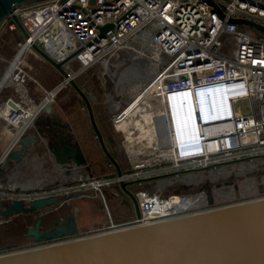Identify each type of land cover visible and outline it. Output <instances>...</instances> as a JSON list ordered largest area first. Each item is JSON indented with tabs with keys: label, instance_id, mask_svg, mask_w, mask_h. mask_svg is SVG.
I'll return each instance as SVG.
<instances>
[{
	"label": "built area",
	"instance_id": "1",
	"mask_svg": "<svg viewBox=\"0 0 264 264\" xmlns=\"http://www.w3.org/2000/svg\"><path fill=\"white\" fill-rule=\"evenodd\" d=\"M214 1L223 16L203 0H46L14 8L12 13L27 36L17 42V51L1 76H5L2 86L10 83L24 89L28 73L23 60L34 43L56 61L66 59L63 67L74 79L95 63L102 65L104 75L112 77L115 73L109 60L118 59L120 53L128 54L125 70L132 64L131 55L139 54L141 48H149L145 60L155 64H147L152 75L144 84L125 81L129 85L127 97L111 101V124L123 135L120 148L128 158L126 167L120 165V176L114 173L110 178H92L68 188L42 190L36 184L29 187L31 183L20 187L40 190L35 192H20L12 185L0 190V197L28 200L64 194L80 186L100 191L104 185L141 180L135 183L140 187L130 189L138 201L140 216L111 223L99 231L221 205L215 199L208 204L206 188L192 192L175 190L174 185L180 179L187 181L181 186L191 187L190 172L245 158L264 146V34L252 36L245 24L229 19L241 17L264 25V0ZM3 23L10 29L16 27L10 14ZM105 24L112 27L100 35L99 28ZM73 62L79 64L77 71L72 70ZM138 70L142 74L146 69L142 71L141 65ZM244 99L249 102V112L234 105V101ZM30 103L9 99L0 104V120L11 130L5 150L32 127L41 105L47 102L44 98L39 104ZM198 118L205 124L200 125ZM147 149L151 152L149 160ZM157 175L163 177L142 181ZM192 196L204 202L180 211L168 210L165 203L171 198Z\"/></svg>",
	"mask_w": 264,
	"mask_h": 264
},
{
	"label": "water",
	"instance_id": "2",
	"mask_svg": "<svg viewBox=\"0 0 264 264\" xmlns=\"http://www.w3.org/2000/svg\"><path fill=\"white\" fill-rule=\"evenodd\" d=\"M44 1L46 0H0V25L10 14L17 29L26 37V30L12 11L16 7ZM203 1L212 6L218 14L224 15L214 0ZM229 19L235 23L249 25L264 34V25L254 20L241 17ZM111 27V24L101 26L100 35ZM32 49L62 76V80L47 92L46 97H52L66 84L74 89L87 110L91 127L104 155L115 168V174L120 176V164L106 144L90 98L63 67L66 59L56 61L35 43L32 44ZM1 80L2 78L0 88L4 83H1ZM46 104L41 105L42 113L33 120V130L30 128L11 148L5 150L0 173H5L19 163L33 145L45 138V124L48 121L61 125L68 135L62 146L51 151L58 168L68 174L74 168L83 166L89 173L90 166L75 133L68 132L69 124L55 112L51 113L49 105ZM43 112L48 114L46 118ZM235 161L238 160L231 162ZM161 177L163 175L142 178V181ZM140 181L118 182V187L130 201L133 215L136 217L140 216L138 201L128 186ZM83 190L80 186L77 190L62 195L28 200L0 197V219L8 220L20 214L33 215L34 222L27 227L24 236L28 242L39 244L28 248L19 243L0 245V264H264V195L89 234H81L79 209L73 206L72 214L66 215L64 220H55L52 226L46 229L42 227V217L48 209L62 201L68 202L83 197ZM213 202L214 198L208 192V204L212 205Z\"/></svg>",
	"mask_w": 264,
	"mask_h": 264
},
{
	"label": "rangeland",
	"instance_id": "3",
	"mask_svg": "<svg viewBox=\"0 0 264 264\" xmlns=\"http://www.w3.org/2000/svg\"><path fill=\"white\" fill-rule=\"evenodd\" d=\"M246 27L252 36L261 35V32L255 28L249 25H246ZM20 39L21 33L17 27L10 29L6 23L0 25V68L3 71L7 66L8 60L12 59L15 55L17 42ZM140 51L144 53L145 57L149 54L148 47L146 49L141 48ZM128 57V54L120 53L118 59L111 58L109 60L108 65L111 71L115 73L112 77L103 74V68L100 63H95L75 77V81L90 98L105 141L106 138H115L113 147H110L107 142L106 144L123 167H126L128 164L127 154L120 148L123 135L113 128L110 117L112 112L111 101L127 97L128 95V82L118 81L119 74L121 76L123 71L133 66L132 63L128 68L123 70L124 66L130 61ZM152 62L154 63L153 60ZM23 64H25L28 80H30L27 91L29 96L34 99L44 97L48 91H51L62 80L61 75L55 68L41 57H35L31 52L25 54ZM134 64H136L134 65L136 67L142 65V71L147 66L144 62ZM79 68V64L73 62L72 70L77 71ZM134 72L131 75L133 80L129 81H134V78H138ZM140 81L142 83V78H140ZM143 89L144 86L142 87ZM7 94V90L0 92V99L4 98ZM51 101L60 118L68 121L71 125L79 145L86 155L90 166L89 173L83 166L74 168L70 174L60 171L53 161L50 148L45 145V141H41L33 145L18 165L8 171L7 174H10V176L4 178L3 181H8V184H19V186L23 183L27 184L28 180H32L30 186L40 181L38 188L43 190L44 188H53L55 186L68 188L92 178L102 179L113 176V167L104 155L91 127L87 110L74 89L69 84L65 85L55 93ZM234 105L242 112L250 111L249 102L245 99L234 101ZM8 130L6 131V138L9 133L11 134L9 127ZM30 130H33V128ZM9 144L10 140L0 142V151L7 148ZM146 155L148 156V153ZM250 155L253 157L250 158ZM235 160L238 161H223L220 162L221 164L218 163L205 169L190 172L192 175L190 177L186 175L185 178L189 177L188 182H192L193 185L191 187L182 185L185 187L182 188L180 184H186L187 181L178 179L175 182L174 188L175 190H190L192 192L194 189L196 191L200 188H206L211 197L218 200V204H227L264 195V146L255 149L245 159ZM137 187H140V185L133 184L128 186L132 191ZM34 189L21 188L20 192L40 191ZM84 189L86 190L84 194L91 197L84 196L69 200L68 202L62 201V203L54 205L42 217V227L46 229L51 227L55 220H64L66 215L72 214L73 206L79 209L81 234L94 233L106 228L107 224L111 222L113 224L120 223L132 217L133 209L130 206L129 200L126 199L127 197L116 184L104 185L100 191H96L92 186ZM33 222L34 217L32 215H15L8 220L0 219V245L14 243L27 245V243H22L24 241L23 234Z\"/></svg>",
	"mask_w": 264,
	"mask_h": 264
},
{
	"label": "crops",
	"instance_id": "4",
	"mask_svg": "<svg viewBox=\"0 0 264 264\" xmlns=\"http://www.w3.org/2000/svg\"><path fill=\"white\" fill-rule=\"evenodd\" d=\"M21 33V32H20ZM23 35L21 34V37H22ZM28 52H31L35 57H41L34 49H31V50H29ZM42 58V57H41ZM43 59V58H42ZM24 68L26 69V67H25V64H24ZM58 72V71H57ZM2 74H3V69H1L0 68V75L2 76ZM62 77V76H61ZM1 78V77H0ZM30 82V80H26L25 81V87H24V89L23 90H21L20 88H16L14 85H12V84H5L4 86H2V88L0 89V92H2L3 90H7V92H8V94L7 95H5V97L4 98H1L0 99V104L1 103H3L4 101H8L9 102V99H11V100H13V101H17V102H19V101H29V102H31L30 103V105H36V104H39L41 101H43L44 99L43 98H45V96L44 97H40V98H38V99H34L33 97H31V96H29V93H28V91H27V86H28V83ZM56 86V85H55ZM72 88V87H71ZM73 89V88H72ZM52 90V89H51ZM49 102V101H48ZM48 105H49V108H50V112L52 113V112H55L56 114H58L59 115V113L56 111V109H55V107L53 106V104H52V101H50L49 103H47ZM46 104V105H47ZM42 113V112H41ZM40 113V114H41ZM43 116L46 118L47 116H48V114H45L44 112H43ZM60 117V116H59ZM62 119V118H61ZM63 120V119H62ZM98 120V119H97ZM64 121V120H63ZM64 122H67L68 123V121H64ZM69 124V123H68ZM69 126H70V129L68 130V132H74L73 130H72V127H71V125L69 124ZM6 131H9L8 130V126L4 123V122H2L1 120H0V142H4L5 140H10V137H11V134L9 133V135L7 136V138H6ZM8 134V133H7ZM10 136V137H9ZM78 140V139H77ZM42 141H44V139L42 140ZM8 143H9V141H8ZM8 146V145H7ZM6 146V147H7ZM6 149V148H5ZM5 149H1V151H0V156L2 155V153L4 152V150ZM18 165V163L16 164V165H14L13 167H10L8 170H6V172L5 173H0V184H1V187H0V190H2V191H4V190H8V188H10L12 185H16V188L17 189H20V187L21 186H24V183L23 184H20L21 186H19V184H15V183H12V184H8L7 182L8 181H3V179L4 178H8L9 176H10V174H7L8 173V171H10L12 168H14V167H16ZM60 171H62V169L60 170ZM71 172H72V170H71ZM65 174V173H64ZM70 174V173H69ZM32 180H28V183H32L31 182ZM81 183V182H80ZM34 184H36V185H39L40 184V181H38V183L36 182V183H34ZM29 187H31V186H33V185H28ZM77 186V185H76ZM75 186V187H76ZM69 191L71 192V191H73V190H71V189H69ZM86 192V190L84 189L83 190V193H85ZM86 197L87 195H85V194H83V197ZM87 197H91V196H87ZM134 215H132V217H133ZM82 217V216H81ZM131 217V218H132ZM83 218V217H82ZM84 221V220H83ZM110 223V222H109ZM111 223H113V222H111ZM110 223V224H111ZM110 224H107V225H110ZM106 225V226H107ZM87 227V226H86ZM85 228V227H84Z\"/></svg>",
	"mask_w": 264,
	"mask_h": 264
},
{
	"label": "bare ground",
	"instance_id": "5",
	"mask_svg": "<svg viewBox=\"0 0 264 264\" xmlns=\"http://www.w3.org/2000/svg\"><path fill=\"white\" fill-rule=\"evenodd\" d=\"M21 53H22V50L18 53L17 55V59L21 56ZM150 53V52H149ZM140 54V55H139ZM139 54H136V55H131V62L133 63V66H131L130 68H128V70H125L121 73V76L119 74V79L118 81L119 82H124V81H129V80H133L132 79V73L137 70L138 73H136V71L134 72L135 76L138 77L137 79H135L134 77V81L136 82V84H141V81H140V78H142V83L143 82H146V79L148 80L149 76L152 75V70L150 68H146V70L144 72H141L138 70V67L134 66L136 64L134 63H137L139 64L140 62H144L145 65H147L148 63H150L151 61H148V60H145V56H144V53L143 52H139ZM142 59V60H141ZM153 63V62H151ZM150 63V64H151ZM143 64V63H142ZM155 64V63H153ZM135 67V68H134ZM132 69V70H131ZM134 70V71H133ZM5 77V76H4ZM4 77L2 78L1 80V83H3L4 81ZM144 84V83H143ZM129 91L131 92L132 91V88H129ZM55 95V94H54ZM53 95V96H54ZM52 96V97H53ZM139 95L136 94V97H138ZM144 94H142V99L144 98ZM46 97V96H45ZM51 95L46 97L45 99V102L47 101H51L52 99ZM44 99V98H43ZM127 134H128V131H127ZM148 138H150L149 136H147ZM246 141V140H245ZM143 145H145V141L143 140L142 142V148H143ZM144 152V150H143ZM146 152L148 153V156H147V159L146 160H149L150 159V150L147 149ZM3 162H4V159H2ZM2 162V164H3ZM74 174V173H73ZM77 174V173H76ZM95 185V183L93 184ZM218 192V191H217ZM107 193V192H106ZM222 194V193H221ZM204 202L203 198H197V196H192V197H188V198H184L183 200L181 199H174V198H171V199H168L165 203L168 205V210H176V211H180V210H187V209H190V208H193V207H197L199 205H201L202 203Z\"/></svg>",
	"mask_w": 264,
	"mask_h": 264
},
{
	"label": "flooded vegetation",
	"instance_id": "6",
	"mask_svg": "<svg viewBox=\"0 0 264 264\" xmlns=\"http://www.w3.org/2000/svg\"><path fill=\"white\" fill-rule=\"evenodd\" d=\"M45 129H46V130H44V133H45V138H44L45 145L48 148H50L51 151H53V149H55L56 147L62 146V144L64 143V140L68 137V135L64 131L63 127L61 125H59L58 123H56V122L48 121L45 124ZM114 141H115V138H113V137L106 138V142L108 143V145H110V147L114 146ZM52 158H53V161L55 162L54 157H52ZM113 170H114V173H115V168L114 167H113ZM60 195H62V194H60ZM129 203H130V201H129ZM22 243L29 244V243H32V242H28L26 240V237L24 236V241Z\"/></svg>",
	"mask_w": 264,
	"mask_h": 264
},
{
	"label": "clouds",
	"instance_id": "7",
	"mask_svg": "<svg viewBox=\"0 0 264 264\" xmlns=\"http://www.w3.org/2000/svg\"><path fill=\"white\" fill-rule=\"evenodd\" d=\"M198 123L200 124V125H203V124H205V121L201 118H198Z\"/></svg>",
	"mask_w": 264,
	"mask_h": 264
}]
</instances>
